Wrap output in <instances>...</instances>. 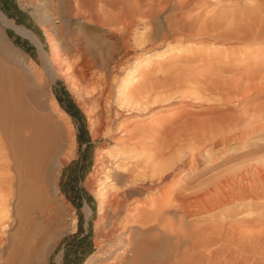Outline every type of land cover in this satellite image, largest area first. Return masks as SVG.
<instances>
[{"label": "bare ground", "instance_id": "1", "mask_svg": "<svg viewBox=\"0 0 264 264\" xmlns=\"http://www.w3.org/2000/svg\"><path fill=\"white\" fill-rule=\"evenodd\" d=\"M202 1L77 0L67 5L68 13L73 14L70 17L80 16L87 26L99 28L98 39L110 43L108 49L96 51L90 42H85L86 49L75 39L73 47L79 52L74 60L76 71L73 76L61 72L69 83L75 77L84 84L95 78L97 109L90 119V132L93 139L106 140L94 165L100 176L85 183L90 190L97 188L100 220L96 225L102 233L85 264H234L248 255L264 259V221L248 230L241 224L197 223V218L227 204L262 202L264 164L218 175L191 191L177 186L182 170L195 171L229 150L232 143L264 130V102L232 114H224L215 105L231 102V96L248 95L258 84H251L258 72H247L246 78L236 73L230 79L220 72L237 69L231 54L244 52L229 43L264 41V0H260V8L257 4L258 29L245 32L221 31L229 20L222 13L218 17L202 11ZM196 7L202 12L193 14ZM235 20L240 23L242 17ZM0 21L41 49L30 30L1 12ZM82 30L78 33L84 37ZM220 48L232 53L225 57ZM220 51L224 57H219ZM185 52L184 60L180 54ZM172 53L175 60L163 68L161 59ZM154 57L157 62L148 59ZM181 59L183 65L178 64ZM46 64L51 71H61L53 56L46 58ZM215 64L217 69L203 73L204 79L193 78L195 72ZM202 80L206 83L196 85ZM244 80L254 81L248 85ZM226 84L230 86L225 88ZM0 99V264H45L52 239L47 225L39 220L44 212L33 206L38 196L30 185L32 178H41L50 213L68 207L59 196L56 175L72 156L73 133L67 115L57 106L50 107L46 124L43 113L23 112L20 96L9 86L2 90L0 85ZM13 116L19 121L11 127ZM244 117L249 119L245 125L240 123ZM110 141L113 146L105 149ZM147 195L149 202L138 199ZM85 208L89 215L90 209ZM14 221L17 226L11 228ZM75 222L72 219L68 228Z\"/></svg>", "mask_w": 264, "mask_h": 264}, {"label": "rangeland", "instance_id": "2", "mask_svg": "<svg viewBox=\"0 0 264 264\" xmlns=\"http://www.w3.org/2000/svg\"><path fill=\"white\" fill-rule=\"evenodd\" d=\"M71 1L74 2L77 0ZM71 1L0 0V12L8 19L12 20L16 25L23 26L30 30L38 38L41 48L39 49V47L29 38L18 34L8 26H4L0 21V85H2V90H7L9 86L12 92L20 96V99L25 107L23 112L29 115L43 113L46 118V124L48 123L46 114L49 112L50 107H52V105L55 107L57 106L67 115L65 119H67L73 133V141L70 142V148L73 151L72 156L68 159H65L64 164L60 167L59 175H56L59 196H61L63 202L66 203L68 207L64 208L58 213H50L49 209L47 208L49 199L43 195V188L41 187L40 183L41 178H32L33 183L30 185L31 189L36 190L38 196L33 206L37 211L41 209V212H44L45 214L43 219H39L41 218L39 216L38 219L44 221L43 224L47 225L45 226L48 228V234H50L48 236H51L49 238L52 239V241H50L52 246L46 255L45 264H85L86 260L96 249L95 241L98 240L102 235V233L97 229L96 225L100 220V215L98 214V199L95 191L97 188L94 186L92 188L93 190H90L87 186H85V183L89 179L92 177L96 179L100 176V172H96L94 165L97 163L96 158L98 157L99 152L102 151L101 149H104L103 142H106V140L101 137L93 139L90 132V119L93 117L94 111L97 109L96 95L98 88L97 84H95L97 82L94 78L93 80L87 82V84H84L81 81L79 82V78L75 77L72 78L71 82L69 83L63 74L64 72L68 71L70 72V75L72 74L71 76H73L74 72L76 71L74 60H76L77 53L79 52L77 49L75 52L73 47L76 43L75 39H79L81 43L83 42L80 44L82 46L81 48L88 49L85 45V42H90L91 47L94 46L95 50L98 48L96 51L100 49H108L110 47V43L107 40H102V38H100L102 42H99L100 39H98V37L100 36L97 34L99 32V28L93 26L90 27L89 25L87 26V24L84 23L85 21L81 20L80 16H77L78 18H72L69 16L71 14L68 13L69 11L67 10V5H69ZM260 3V0H203L201 7L203 4L202 11H205L208 14L212 13L213 16L216 15L218 17L220 16L219 13H222L221 17L227 18V21L229 20L228 22L230 23L229 25H226V28L224 27L225 30H221V28H219L221 31H226L227 29V31H229V29L232 30L233 28L246 31L250 29L252 30L253 28L255 29L256 27L258 29L259 23H257L256 15L260 10ZM202 8L199 7L200 10ZM199 9L196 7L192 13L194 14L202 12ZM213 11L217 14H215ZM254 12H256V14ZM233 15L234 19L237 18L238 20H241L242 17L241 22L239 23V21L237 22L235 20V23L234 19L232 18ZM229 16H232L231 19L233 20H231ZM16 18L22 19L17 21ZM225 18L223 20H226ZM243 20L244 22H242ZM232 22L234 27L233 25H230ZM73 23L77 25V28L75 25H73ZM235 25H239L241 27H235ZM227 26L230 28H227ZM81 27H83V30ZM88 29L91 30L88 31ZM79 30H82L83 34L86 36L88 35V37L89 33H93L91 34L93 36L90 35L91 38H86L84 35V38L82 37L83 35H79ZM220 30H217L218 33ZM91 39H95L93 40L94 42ZM22 41H26V44L23 46L18 43ZM95 41L97 44L100 43V47H97L98 45L95 43ZM231 43H229V47L244 49L243 54L240 53L239 55H233L232 52V54L230 53L232 65L238 67L239 69L235 68L226 71L221 70L222 72H220V74L222 73L221 75L223 77L226 76V79H230L231 75L233 77V75H236V73H239V75L242 74L244 77L247 76V72L251 71L255 72V75H257V72L259 74L253 78L255 80H253L254 82L252 80H244L249 82L248 85H250L251 82H253L251 84L258 83L257 85L255 84V89L253 88L251 90L252 92H248V95H238V97L231 96V102L229 101L227 104H221L218 102L215 103V105L219 104L222 109L218 107L219 105H216L218 109L223 113L226 112V114H228V112L230 113V111L232 114V112L236 113L238 110L241 111L247 108L252 109L255 104L258 105V103L264 102V41L257 44L250 43L248 45H241L236 42ZM93 49L89 50L90 53H94ZM220 50L225 52L224 55L227 54L225 57H229L230 54L228 53V50L224 48L223 50L220 48ZM221 51L218 53V55L221 53L222 56L219 57H224L223 52ZM174 53L161 59L164 61L163 68L167 67L168 64L175 60ZM180 55L183 56L182 58L185 60L186 52ZM51 56L54 57L58 67L60 66V72L51 71L49 68L47 69L48 66L46 64V58ZM148 59L155 62L158 61L156 57ZM183 59H181L178 64L183 65L184 63H180L184 62ZM27 64H30L29 68L31 67V69L27 67ZM212 67L210 69H202V71L199 70L195 72L196 74L194 73V76H197L193 78L204 79L205 76L203 73L206 71L211 72L213 71L212 69H217L216 64ZM199 74L201 75L199 76ZM95 77H97V75ZM195 79L192 80L195 81ZM9 81L11 82V85H8ZM195 83L196 85H203L206 83V80ZM245 83L243 85H246ZM62 86L66 88L70 95L71 102L74 104L73 106L71 104H67L65 101L66 99L63 98L70 111H67L63 106H61L57 99L58 95L62 96ZM229 86L230 85L226 84L225 88H228ZM28 102L30 104H28ZM187 102H189V100H187ZM249 105H253L251 106L252 108ZM74 106H76V108ZM2 108L3 106L1 109ZM6 108L8 107H5V109ZM75 109L78 110V113H76ZM85 110H87V113ZM219 110L217 111L219 112ZM221 112L218 114H221ZM162 115L165 116V114ZM248 120V117H244V121L241 120L242 122L240 121V123L245 125L248 123ZM18 121L19 117L13 116V118L9 120V124L11 127H13L17 125ZM83 121L86 125L90 138L88 144L80 142V139L83 137ZM261 131L251 135L250 137H247L245 140L239 141L240 143L238 142L236 145L232 143V146L230 145L231 148H229V150H225L219 155L218 158H215L213 162L205 163L201 165V167H198L195 171H189L186 169L182 170L177 177V186L180 185V187L186 189L187 191H191L196 189V187L198 188L199 186L204 185L205 181L207 182L212 178H216L218 175L232 173L234 171L237 173L248 168L251 169V167L258 166V164H264V130ZM112 146L113 142L110 141L108 145L105 146V149L111 148ZM53 181L55 180L52 179L51 183H53ZM182 183H184V185ZM40 197L41 200H46L44 201L46 204L43 201L42 202L44 204L41 202ZM44 197L46 199H44ZM138 199H140V201H143V199L146 201L147 199V202L150 200L148 195L144 198ZM246 201L248 200H245L242 203L236 202V204L232 203L224 205V207L222 206L221 209L211 212V214L203 216L202 218H197V223H209L211 221H216L218 223L222 222L227 226H231L229 224H241L240 226L242 227L244 225L242 228H247L246 230L250 229L251 227L256 228V222L259 223L264 221V200H262V202L258 200L248 202ZM134 204L135 200L128 203V206L131 207ZM85 207L90 209L89 215L86 214ZM72 219L76 220L75 226L72 228L73 230L68 228V223H70ZM254 223L255 225H253ZM12 224L13 225L11 228H14L15 221ZM16 226L17 225H15V227ZM79 228H81V231ZM50 230L55 232H50ZM51 233H53V236ZM230 256L233 258V254ZM248 256L246 257L247 259H242V261H234L237 262L236 264H251L252 261L254 262L252 264H259L260 262L264 263V259L261 260L259 257H256L255 261L253 257H250L251 255ZM257 260H259V262Z\"/></svg>", "mask_w": 264, "mask_h": 264}, {"label": "trees", "instance_id": "3", "mask_svg": "<svg viewBox=\"0 0 264 264\" xmlns=\"http://www.w3.org/2000/svg\"><path fill=\"white\" fill-rule=\"evenodd\" d=\"M19 19H22V18H16V20L17 21H19ZM25 19V18H24ZM21 46H23L24 44H26V41H22V42H18ZM61 95L63 96H60V95H58L57 96V99H58V102H59V104L61 105V106H63L67 111H70V109L68 108V106L65 104V101L67 102V104H71L72 106L74 105V104H72V102H71V98H70V95H69V93H68V91L66 90V88L64 87V86H62V88H61ZM66 99L65 101H64V99ZM75 108H76V106H74ZM75 111H76V113H78V110H76L75 109ZM83 124H82V133H83V137H82V139H80V142L81 143H86V144H88L89 143V141H90V138H89V135H88V131H87V128H86V125H85V123H84V121L82 122ZM79 230L81 231V228H79Z\"/></svg>", "mask_w": 264, "mask_h": 264}]
</instances>
